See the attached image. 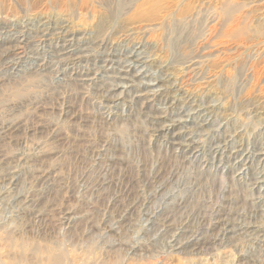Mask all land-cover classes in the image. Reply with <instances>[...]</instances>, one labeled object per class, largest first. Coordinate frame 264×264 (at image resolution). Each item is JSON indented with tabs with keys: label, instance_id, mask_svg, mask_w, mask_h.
Segmentation results:
<instances>
[{
	"label": "rangeland",
	"instance_id": "obj_1",
	"mask_svg": "<svg viewBox=\"0 0 264 264\" xmlns=\"http://www.w3.org/2000/svg\"><path fill=\"white\" fill-rule=\"evenodd\" d=\"M30 97L0 264H264V0H0V102Z\"/></svg>",
	"mask_w": 264,
	"mask_h": 264
},
{
	"label": "bare ground",
	"instance_id": "obj_2",
	"mask_svg": "<svg viewBox=\"0 0 264 264\" xmlns=\"http://www.w3.org/2000/svg\"><path fill=\"white\" fill-rule=\"evenodd\" d=\"M64 50V51H63ZM68 50L66 49H61V54L66 53ZM82 57V56H81ZM130 58H132L135 61H140V58H138L135 54L133 55H129ZM183 63L185 64V67H190V68H195L199 61L195 58H193V56L191 58H187L183 61ZM164 69V67H163ZM40 71H34L33 74H39ZM119 75L121 78L124 79H129V77L136 79L135 75L132 74V70L129 68H123L119 71ZM80 81H84L87 79V74H81L79 75L78 78ZM167 79L163 78L160 80H157L156 83H158V85L160 84V86L166 84ZM169 84V83H168ZM143 90L145 89H138L139 91V97L141 96H148V97H152V98H164L167 99V92H165L164 90L161 91H157V92H151L150 94H145L143 92ZM152 91V90H151ZM186 99V98H185ZM41 104V105H40ZM27 105H31L33 107H42V105L45 108L47 106H45L43 103H40L37 101V99H35L34 97H30L25 101H14V100H6L4 102H0V142H5V141H11L14 137V134L17 133L20 129H22L25 124H26V120L20 115L17 116L16 112L19 111V109H21L22 107H25ZM37 111V110H36ZM176 126L175 122L172 119H169V124L167 125L166 128H164V130H171ZM20 154L17 152H6L2 146H0V162H9L12 159H19ZM239 168V167H238ZM51 170V169H50ZM16 167L7 164L6 170L4 172L3 175H1V178H5V177H13V175L16 173ZM259 182V181H258ZM26 198L23 196H18L16 198L17 203H22L24 202ZM36 200V199H35ZM37 203V202H36Z\"/></svg>",
	"mask_w": 264,
	"mask_h": 264
}]
</instances>
